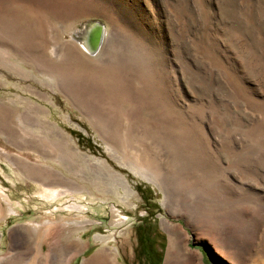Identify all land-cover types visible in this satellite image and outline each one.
<instances>
[{
	"label": "rangeland",
	"instance_id": "1",
	"mask_svg": "<svg viewBox=\"0 0 264 264\" xmlns=\"http://www.w3.org/2000/svg\"><path fill=\"white\" fill-rule=\"evenodd\" d=\"M99 258L264 264V0H0V264Z\"/></svg>",
	"mask_w": 264,
	"mask_h": 264
},
{
	"label": "water",
	"instance_id": "2",
	"mask_svg": "<svg viewBox=\"0 0 264 264\" xmlns=\"http://www.w3.org/2000/svg\"><path fill=\"white\" fill-rule=\"evenodd\" d=\"M85 28L86 26H83L81 32L84 33L83 36L81 35L80 41L88 54L95 55L103 44L105 28L102 23L98 21L90 22L87 28Z\"/></svg>",
	"mask_w": 264,
	"mask_h": 264
},
{
	"label": "trees",
	"instance_id": "3",
	"mask_svg": "<svg viewBox=\"0 0 264 264\" xmlns=\"http://www.w3.org/2000/svg\"><path fill=\"white\" fill-rule=\"evenodd\" d=\"M140 229H139V231H140V243H141V245H142V247H143V250L144 249H146V248H148L147 250H144V252L145 251H152V246H151V242L149 241V238H148V234L146 233V231H144V229H141V227H139ZM149 247H150V249H149ZM152 252H154V251H152Z\"/></svg>",
	"mask_w": 264,
	"mask_h": 264
},
{
	"label": "bare ground",
	"instance_id": "4",
	"mask_svg": "<svg viewBox=\"0 0 264 264\" xmlns=\"http://www.w3.org/2000/svg\"><path fill=\"white\" fill-rule=\"evenodd\" d=\"M90 23H88V25H89ZM88 25H86V28H87V26ZM81 35L83 36V33H81ZM66 194V193H65ZM58 196H60L59 194H57V193H55V192H53V194L51 195V197H50V199H54V198H56V197H58ZM61 197V196H60ZM57 199V198H56ZM70 210H73V208H71ZM74 210H76V209H74ZM79 210V209H78ZM102 259V258H101ZM101 259L99 258V259H96V260H94L93 262H92V264H103L102 263V261H101Z\"/></svg>",
	"mask_w": 264,
	"mask_h": 264
}]
</instances>
